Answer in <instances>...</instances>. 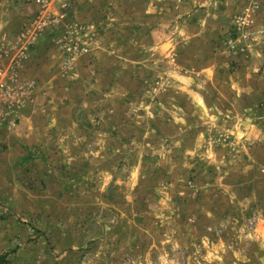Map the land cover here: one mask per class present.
<instances>
[{
    "label": "rangeland",
    "instance_id": "obj_1",
    "mask_svg": "<svg viewBox=\"0 0 264 264\" xmlns=\"http://www.w3.org/2000/svg\"><path fill=\"white\" fill-rule=\"evenodd\" d=\"M48 1L34 0L39 7L35 16L53 27L66 58L98 48L112 51L114 57L98 59L94 99L102 104V119L95 116L90 124L82 111L75 113L91 131L79 149L88 169L67 172L66 177L77 175L82 181L70 179L69 185L49 188L38 178V184L25 187L24 204L0 205L11 217L9 264H239L245 256L258 260L255 240L247 245L243 238L245 219H228L244 215L245 205H222L225 217L210 221L207 190L196 195L195 185L191 188L192 183L209 181V169L228 167L222 147L228 136L207 129L192 138L193 124L180 140L177 134L161 139L159 130L167 117L174 121L182 114L169 104L177 102L188 119L202 124L207 112L199 115L193 102L201 99L202 109L205 105L221 116L215 108L223 112L229 102H236L240 93L232 86L244 84L246 73L253 72L251 82L264 86V59L257 55L253 63L250 58L251 42H256L250 37L253 16L264 0H67L58 8L70 22L66 31L57 29L63 16L42 15ZM74 44L80 46L76 53ZM86 61L85 66H93L96 59L91 55ZM257 102L264 105V93ZM261 116L259 111L250 117L258 122ZM176 127L169 125L168 131L174 133ZM71 145L78 146L74 141ZM86 151L102 152L104 162L83 157ZM37 155L31 159L44 163V175L54 174L58 165ZM100 164L109 170H97ZM176 192L183 204L173 201ZM46 196L61 201L51 204ZM195 197H200L199 207L192 205ZM54 214L63 220L48 222Z\"/></svg>",
    "mask_w": 264,
    "mask_h": 264
},
{
    "label": "crops",
    "instance_id": "obj_2",
    "mask_svg": "<svg viewBox=\"0 0 264 264\" xmlns=\"http://www.w3.org/2000/svg\"><path fill=\"white\" fill-rule=\"evenodd\" d=\"M62 1L67 0H49L42 15L49 18L63 16L59 19L57 29L63 28V31H66L70 22L58 10ZM38 10L39 7L34 0H0V72L9 81L24 84L29 92V98L15 114V124L9 129L0 127L1 207L6 205L16 208L24 204L25 200L21 199V196L25 187L33 181L38 184V178H41L49 188L59 187L60 183L65 185L68 180L70 181L71 178L66 177L67 172L80 174L88 169V160L81 159L79 149L84 148L85 140L89 141L91 131L88 129L90 127L78 121L75 113L78 110L82 111L90 124L96 120L95 116L99 120L102 119L98 111L102 104L94 99L98 95L97 89L94 88L98 80V59L114 57L112 51L98 48L94 53L88 51L89 54L86 52L71 54L69 60L65 57L67 50L57 45L58 36L52 30L53 27L45 22L39 23V19H36L35 14ZM252 23L250 37L256 42H251L253 54L250 58L255 63L259 60L257 55L264 59V6L256 9ZM91 55L96 62L93 66H85L87 58ZM252 75L253 72L246 73L244 84L232 86L240 93L236 96L239 97L236 102H229L228 106L223 108V112L215 108L222 114L221 116H214L210 107L207 109L205 105L202 109L199 106L200 99L191 105L192 109L196 107L199 110V115L200 113L203 115V110L207 112L208 117L201 124L197 119H188V116H185L188 114H184L185 111L178 108L176 102L177 106L169 105L176 110L180 109L182 114H176L174 121L167 117L162 121L159 130L161 139L169 134H177V139L180 140L188 132V126L193 124L195 127L191 129L192 138H198V134L203 131L206 133L210 129L214 130L213 133L219 132L222 136L223 134L228 136V140L225 139L222 146L224 162H227L228 167L219 172L217 169H209V181L192 183L191 188L195 185L193 191L197 193L196 195L200 194V190H207L206 199L209 203L207 213L210 221L225 217L226 210H222L223 214L220 212L219 207L222 205L232 209L245 205L244 215H231L228 219L231 223L242 222L241 220L245 219V224L241 223L244 227L243 238L246 239L247 245L251 238L255 240L258 260L254 261V257L245 256V260L239 264H264V105L259 106L257 102L262 98L264 86L261 82L259 84L251 82ZM103 91L100 90V94H103ZM259 111L262 116L257 122L255 117L250 116ZM184 119L186 122H183ZM169 125L177 126L176 132H169ZM73 141L74 144H78L77 147L71 145ZM86 153L82 156L86 158L104 156L102 152ZM37 154L47 157L48 162L51 160L53 165H58L54 169V174L47 177L44 175L42 168L45 167L44 163L31 159V156ZM59 156H62L61 160ZM68 159L73 161L69 162ZM104 160L101 159L99 163ZM98 166L96 169L102 172L109 170L102 164ZM110 170L112 178L114 168ZM134 171L133 168L132 172ZM81 179L76 175L72 177L71 182L79 184ZM200 197L191 199L192 205L199 207ZM46 199L51 204L61 201L56 196H46ZM173 201L183 204L184 199L176 192ZM197 211L199 212L198 209ZM52 217L48 222L56 224L63 220L55 214ZM64 218L66 220L65 215ZM10 219L11 217L4 215L0 210V255L9 253L6 250L8 247L6 237H12L7 231L9 225L7 221ZM6 259L8 261V255Z\"/></svg>",
    "mask_w": 264,
    "mask_h": 264
},
{
    "label": "built area",
    "instance_id": "obj_3",
    "mask_svg": "<svg viewBox=\"0 0 264 264\" xmlns=\"http://www.w3.org/2000/svg\"><path fill=\"white\" fill-rule=\"evenodd\" d=\"M239 23H244V20ZM66 45L65 40L62 42V47L65 48ZM74 45L75 50L72 52L76 53L80 46ZM28 98L29 92L24 84L11 82L0 72V127L9 129L15 124V114Z\"/></svg>",
    "mask_w": 264,
    "mask_h": 264
},
{
    "label": "trees",
    "instance_id": "obj_4",
    "mask_svg": "<svg viewBox=\"0 0 264 264\" xmlns=\"http://www.w3.org/2000/svg\"><path fill=\"white\" fill-rule=\"evenodd\" d=\"M7 255V253L0 255V264H8Z\"/></svg>",
    "mask_w": 264,
    "mask_h": 264
}]
</instances>
